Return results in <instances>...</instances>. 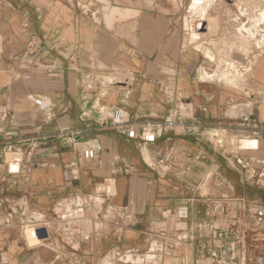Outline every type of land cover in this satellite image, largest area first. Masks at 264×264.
Here are the masks:
<instances>
[{"label":"crops","instance_id":"obj_1","mask_svg":"<svg viewBox=\"0 0 264 264\" xmlns=\"http://www.w3.org/2000/svg\"><path fill=\"white\" fill-rule=\"evenodd\" d=\"M218 2L0 0V264H195L209 220L244 236L247 259L264 257V54L243 66L257 91L240 103L197 32H216ZM237 9L235 43L255 41L245 27L264 38V8ZM177 106V126L162 127ZM116 108L137 138L113 127ZM229 131L249 146L227 147ZM222 198L232 210L211 220L207 200Z\"/></svg>","mask_w":264,"mask_h":264},{"label":"rangeland","instance_id":"obj_2","mask_svg":"<svg viewBox=\"0 0 264 264\" xmlns=\"http://www.w3.org/2000/svg\"><path fill=\"white\" fill-rule=\"evenodd\" d=\"M238 2L243 3L244 8L245 7L247 8L248 10L246 16L247 18H253L255 13L254 11L256 9H257L256 11L257 19L259 17L263 18V16H261L263 12H260L259 9L264 8V0H219L218 4L211 10V12H208V14L210 13L209 16L212 15L213 17L218 19L216 32L214 34L209 33L205 29L206 25L199 32L205 34L202 39V44L208 46L217 59L215 63L214 62L207 63L210 71L214 72L218 69V67H220V69L224 71V74L221 76V80H222L221 83L225 84L229 89L237 88V90L234 89L232 92L235 95V97H237V100H239L241 103V102L251 101V99L249 100L246 97L250 96V94H253L254 91H257L251 85L252 73H246L244 71L243 66H248L250 64L249 61L252 60L251 61L252 67L249 68L248 71L253 72L254 65L258 62L259 58L264 54V38H261L260 32L263 30L262 28L258 26H256L254 29L245 27V28H240V31H242L243 33L245 32L247 34H255L254 35L255 41L249 43H235L237 42V38H238L236 33L237 28L234 25H232L231 22L229 23L228 20H232L235 18L236 15H238V9H237ZM185 15H186V10H182L180 16L178 17L184 19ZM232 46L234 47V50ZM235 62L238 63V64L236 63V65L240 73L238 72L237 69H236V74L226 71L228 70L227 69L228 66L231 67L232 69H235L236 68L234 64ZM124 72H125L124 75L120 78L123 81L126 78H129L127 72L126 71ZM230 75H232V77H230ZM248 88L250 89L249 91ZM254 101L264 104V98L258 99L255 97L253 99V102ZM180 107L183 116H187L191 114V104L183 105L181 102ZM233 134L235 133L230 131L228 132L229 139L227 138L226 146L229 147L230 149L236 150L238 138L234 137ZM8 158H10V156H8ZM18 158L19 156H17V158H15L14 161H17ZM177 227L182 228L184 227V225L182 223H179Z\"/></svg>","mask_w":264,"mask_h":264},{"label":"built area","instance_id":"obj_3","mask_svg":"<svg viewBox=\"0 0 264 264\" xmlns=\"http://www.w3.org/2000/svg\"><path fill=\"white\" fill-rule=\"evenodd\" d=\"M33 44V42H32ZM31 54L38 56L34 50L30 52ZM88 88H91L90 84ZM47 110V119H52V114L50 109ZM180 116V107H176L171 110L169 117L162 123V127L164 128H175L177 126V119ZM125 113L122 109L116 108L112 113V125L120 132H123L127 135L129 139H135L138 136L137 130L134 127L127 128L125 121ZM255 118L251 116H244L242 121L244 124H251L256 126L257 122L254 120ZM149 126H146L142 129V139H146L147 141H153L155 136L151 131L148 130ZM143 134L145 137H143ZM77 137V136H74ZM140 137V135H139ZM236 137V135L234 136ZM237 148L243 145L242 140L237 137ZM78 140V137L74 139L75 144ZM102 150V146L99 142L94 141L91 145L84 148L81 154V157L86 161L95 160ZM18 161V160H17ZM112 190L109 187H106L105 193L111 195ZM207 208V217L211 218V220H216L217 218L226 217L230 214L232 210V202L228 198L222 199H208L206 203ZM178 218L181 220H185L188 218V210L187 208H180L178 210ZM213 221H207L206 223L200 224L201 228L207 229L211 228V244L212 247L208 251L206 255L200 258L195 264H248L249 262L255 264H264V257H258L254 259H247L243 249L245 248V238L243 235L239 234L237 230H235L233 225H230L224 229H219L214 227ZM219 244V245H216ZM254 260V261H253Z\"/></svg>","mask_w":264,"mask_h":264},{"label":"bare ground","instance_id":"obj_4","mask_svg":"<svg viewBox=\"0 0 264 264\" xmlns=\"http://www.w3.org/2000/svg\"><path fill=\"white\" fill-rule=\"evenodd\" d=\"M204 25H203V23H199V24H197V31L199 32L201 29H203L202 27H203ZM187 110V109H186ZM187 115V114H186ZM188 116V115H187ZM245 141H247V140H245ZM250 142V141H249ZM254 143V142H253ZM253 143H252V145H253ZM248 145V144H247ZM251 145V146H252ZM249 146V145H248ZM247 147V146H246ZM249 148V147H248ZM251 148V147H250ZM12 155V154H11ZM13 158H16V156L14 155V156H10V159H13ZM113 194V193H112Z\"/></svg>","mask_w":264,"mask_h":264},{"label":"water","instance_id":"obj_5","mask_svg":"<svg viewBox=\"0 0 264 264\" xmlns=\"http://www.w3.org/2000/svg\"><path fill=\"white\" fill-rule=\"evenodd\" d=\"M201 30H202V29H201ZM243 144H244V146H246L247 144H249V141H244ZM10 171H11L12 173H15V172L18 171V169H17V167H15L14 165H12L11 168H10Z\"/></svg>","mask_w":264,"mask_h":264}]
</instances>
